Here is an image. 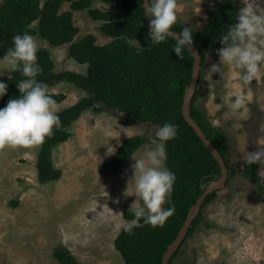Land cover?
Returning a JSON list of instances; mask_svg holds the SVG:
<instances>
[{"label":"rangeland","instance_id":"374dc122","mask_svg":"<svg viewBox=\"0 0 264 264\" xmlns=\"http://www.w3.org/2000/svg\"><path fill=\"white\" fill-rule=\"evenodd\" d=\"M232 2L236 8L241 7L239 0ZM221 3L222 0H177V22L202 29ZM92 6L123 14L118 3L95 0ZM260 7H264V0ZM68 8L66 2L59 11ZM73 20L79 28L74 39L91 33L96 44L111 40L87 10L75 11ZM33 37L39 49L51 51L55 71L86 73L87 64L70 57L67 44L51 46L41 37ZM132 43L137 45L136 40ZM221 47L204 52L195 105L209 123L221 127L233 175L227 184L214 189L216 198L204 206L202 221L172 264H264V193L243 175L242 161L246 152L264 147V70L247 86L240 84L236 70L228 66H224L226 79L219 73L211 75L207 70L219 62L216 50ZM10 72L4 70L0 80ZM48 92L65 94L57 110L87 95L68 82H59ZM232 92L246 93L245 110H231ZM157 126L114 110L83 111L69 127L70 137L53 149V164L61 176L46 183L37 178L38 146L0 148V264H59L52 256L57 245L66 247L85 263L122 262L113 241L122 223L128 221L123 212L136 199L125 195L133 161L130 157L117 172L108 175L100 174L98 165L111 156L105 155L107 147L116 150L125 137L145 134L146 142L134 152L139 156L150 144ZM257 173L264 185V166L258 164ZM131 191L130 183L129 195Z\"/></svg>","mask_w":264,"mask_h":264},{"label":"trees","instance_id":"16d2710c","mask_svg":"<svg viewBox=\"0 0 264 264\" xmlns=\"http://www.w3.org/2000/svg\"><path fill=\"white\" fill-rule=\"evenodd\" d=\"M93 1L95 0H1L0 57L12 47L14 35L27 31L33 36L41 37L51 46L67 44V54L78 63L87 64L86 73L68 69L55 71L51 51L41 48L37 52V63L43 69L37 76L38 81L46 83L48 88L59 82H68L87 92L77 102L57 110L61 127L54 128V135L46 138L42 145H37L36 168L40 183L57 180L61 176L60 169L53 164V149L70 137L69 127L87 109L96 112L114 110L129 114L132 119L141 123L162 126L163 123L170 122L177 125V138L166 144V165L177 178L171 196V205L175 206L174 214L162 227H152L141 221V225L134 227L130 233L121 228L113 245L123 261L106 263L161 264L164 252L181 229L190 208L203 193V186L220 176L218 162L182 115L184 91L190 84L194 58L188 50L184 51L183 60L177 57L173 52L176 41L171 36L158 45L152 44L143 13V0H100L118 3L122 8V15L113 10L93 7ZM66 2L69 3V8L60 12L59 9ZM79 10H87L90 18L99 21L100 31L109 35L111 40L105 44H96V37L91 33L74 39L79 28L74 23L73 13ZM238 11L232 0H222L205 26L193 29V45L201 53V67L207 48L223 46L219 42L220 37L227 34L229 27L236 22ZM183 26L185 25L176 22L171 30L178 33ZM134 40L137 45L132 43ZM24 78L19 71H11L2 79L8 84V91L0 98V108L5 107L10 99L19 97L16 84ZM200 79L201 69L196 89ZM49 94L57 104L65 98L64 93ZM196 99L195 92L190 115L222 156L228 171L227 184L234 169L224 145V134L221 127L206 120L195 105ZM145 142V134L125 137L114 154L98 165V172L102 175L117 172ZM257 169L258 164L245 165L243 175L264 193V185L261 184ZM216 196L217 190L206 195L185 238L168 264H172L183 243L202 221L204 206ZM13 204L16 205L17 201ZM171 205L166 203L164 207ZM123 216L128 221L134 218L130 209L125 210ZM52 256L59 264H92L78 260L62 245L53 248Z\"/></svg>","mask_w":264,"mask_h":264},{"label":"clouds","instance_id":"9594fccd","mask_svg":"<svg viewBox=\"0 0 264 264\" xmlns=\"http://www.w3.org/2000/svg\"><path fill=\"white\" fill-rule=\"evenodd\" d=\"M239 2L241 7L236 13V22L229 27L227 34L220 37L219 42L223 46L216 50L219 62L212 64L207 71L211 75L219 73L222 79H226L224 66H228L236 70L240 84L247 86L257 80L264 70V7H260L262 0ZM177 6V0H143V13L150 18L149 38L152 44L158 45L171 36L176 41L173 52L183 60L184 51H192L193 28L183 26L178 33L171 30L177 22ZM12 39V47L0 57V77L7 70L19 71L25 78L16 84L19 97L10 99L5 107L0 108V148H28L42 145L46 138L53 136L54 128L61 127V120L57 113V101L49 94L48 85L37 79L43 71L37 63L39 43L27 31L14 35ZM7 91L8 84L0 80V98ZM230 96L235 98L230 101L232 111L247 108L246 93L232 92ZM177 135V125L165 122L157 126L142 154L131 155L133 174L129 184L132 191L129 195L128 184L125 195H134L136 199L130 206L134 218L122 223L123 231L130 233L134 227L141 225V221L152 227H162L174 214L171 196L177 178L166 165V144L176 139ZM114 152L113 147L112 150L107 147L105 155ZM242 161L247 166H264V147L246 152ZM166 203L171 206L164 207Z\"/></svg>","mask_w":264,"mask_h":264},{"label":"water","instance_id":"95a60500","mask_svg":"<svg viewBox=\"0 0 264 264\" xmlns=\"http://www.w3.org/2000/svg\"><path fill=\"white\" fill-rule=\"evenodd\" d=\"M143 4V3H142ZM146 25L149 29V21L150 18L148 16H145ZM175 32V31H174ZM194 58V62L192 65V73H191V80L190 84L185 88L183 101H182V115L184 119L188 122V124L193 128L197 136L200 138V140L203 142V144L206 146V148L209 150V152L213 155V157L216 159L220 166V176L216 180H212L209 182L207 186L204 187L203 193L199 196L194 206H192L187 214V217L179 230L178 234L174 238V240L171 242V244L167 247L166 251L164 252L161 264H168L170 261L172 255L174 252L178 249L179 245L182 243L183 239L185 238V235L187 233V230L193 220V218L198 214L199 209L206 197L207 194L211 193L215 188L222 187L228 178V171L225 166V162L218 152L216 146L207 138L201 127L198 125V123L193 120V118L190 115V105L193 98V95L195 93L198 77L200 74L201 69V53L198 51V49L192 45V51H190Z\"/></svg>","mask_w":264,"mask_h":264}]
</instances>
